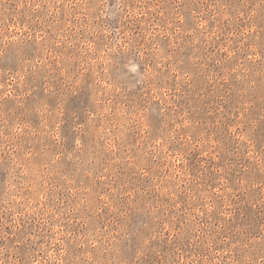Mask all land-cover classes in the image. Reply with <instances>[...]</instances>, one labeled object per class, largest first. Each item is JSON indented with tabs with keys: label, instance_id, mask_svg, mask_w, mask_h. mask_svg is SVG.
I'll use <instances>...</instances> for the list:
<instances>
[{
	"label": "rangeland",
	"instance_id": "obj_1",
	"mask_svg": "<svg viewBox=\"0 0 264 264\" xmlns=\"http://www.w3.org/2000/svg\"><path fill=\"white\" fill-rule=\"evenodd\" d=\"M0 264H264V0H0Z\"/></svg>",
	"mask_w": 264,
	"mask_h": 264
}]
</instances>
